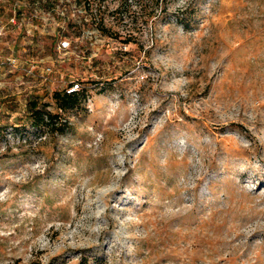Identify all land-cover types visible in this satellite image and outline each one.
I'll use <instances>...</instances> for the list:
<instances>
[{"label": "rangeland", "instance_id": "1", "mask_svg": "<svg viewBox=\"0 0 264 264\" xmlns=\"http://www.w3.org/2000/svg\"><path fill=\"white\" fill-rule=\"evenodd\" d=\"M0 264H264V0H0Z\"/></svg>", "mask_w": 264, "mask_h": 264}, {"label": "trees", "instance_id": "2", "mask_svg": "<svg viewBox=\"0 0 264 264\" xmlns=\"http://www.w3.org/2000/svg\"><path fill=\"white\" fill-rule=\"evenodd\" d=\"M82 0H75V2H81ZM103 33L108 31L104 26H100ZM80 93L77 92H67V90L63 91H55L53 93V98L58 105L59 109L66 110L67 108H72L77 105L79 101ZM29 109L32 111V114L36 116L39 122H44L46 119L50 121L54 117L53 114L44 113L42 110L38 108V104L35 101H31L29 105Z\"/></svg>", "mask_w": 264, "mask_h": 264}, {"label": "built area", "instance_id": "3", "mask_svg": "<svg viewBox=\"0 0 264 264\" xmlns=\"http://www.w3.org/2000/svg\"><path fill=\"white\" fill-rule=\"evenodd\" d=\"M69 47V42L67 40L61 41L59 44L60 49H67ZM80 89V83L78 81H72L67 92H77Z\"/></svg>", "mask_w": 264, "mask_h": 264}, {"label": "crops", "instance_id": "4", "mask_svg": "<svg viewBox=\"0 0 264 264\" xmlns=\"http://www.w3.org/2000/svg\"><path fill=\"white\" fill-rule=\"evenodd\" d=\"M37 17V16H36ZM37 20V19H36ZM34 29H35V35H36V37H37V25L36 26H34ZM39 31H41V30H39Z\"/></svg>", "mask_w": 264, "mask_h": 264}]
</instances>
